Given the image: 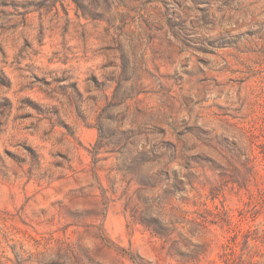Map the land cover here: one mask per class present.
<instances>
[{
    "label": "rangeland",
    "instance_id": "374dc122",
    "mask_svg": "<svg viewBox=\"0 0 264 264\" xmlns=\"http://www.w3.org/2000/svg\"><path fill=\"white\" fill-rule=\"evenodd\" d=\"M0 264H264V0H0Z\"/></svg>",
    "mask_w": 264,
    "mask_h": 264
},
{
    "label": "trees",
    "instance_id": "16d2710c",
    "mask_svg": "<svg viewBox=\"0 0 264 264\" xmlns=\"http://www.w3.org/2000/svg\"><path fill=\"white\" fill-rule=\"evenodd\" d=\"M3 84V83H2Z\"/></svg>",
    "mask_w": 264,
    "mask_h": 264
}]
</instances>
